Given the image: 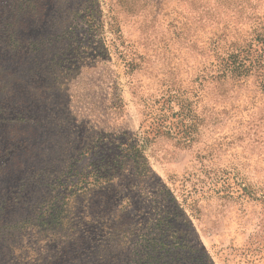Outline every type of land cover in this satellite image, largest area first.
I'll use <instances>...</instances> for the list:
<instances>
[{"label":"rangeland","instance_id":"1","mask_svg":"<svg viewBox=\"0 0 264 264\" xmlns=\"http://www.w3.org/2000/svg\"><path fill=\"white\" fill-rule=\"evenodd\" d=\"M0 264H264V0H0Z\"/></svg>","mask_w":264,"mask_h":264}]
</instances>
